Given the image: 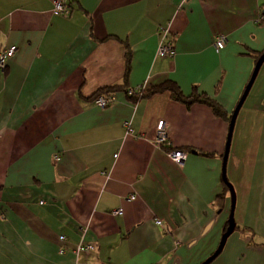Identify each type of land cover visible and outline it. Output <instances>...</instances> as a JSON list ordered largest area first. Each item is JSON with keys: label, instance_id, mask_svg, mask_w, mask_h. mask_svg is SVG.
<instances>
[{"label": "crops", "instance_id": "1", "mask_svg": "<svg viewBox=\"0 0 264 264\" xmlns=\"http://www.w3.org/2000/svg\"><path fill=\"white\" fill-rule=\"evenodd\" d=\"M164 39L172 58L157 56ZM8 47L0 264H201L231 213L234 231L210 264H264V62L223 162L231 115L264 52V0H72L62 16L50 0H0ZM167 81L227 119L169 92L127 96ZM103 90L115 101L102 109L93 97ZM160 121L165 148L154 145ZM173 150L186 154L181 165Z\"/></svg>", "mask_w": 264, "mask_h": 264}, {"label": "built area", "instance_id": "2", "mask_svg": "<svg viewBox=\"0 0 264 264\" xmlns=\"http://www.w3.org/2000/svg\"><path fill=\"white\" fill-rule=\"evenodd\" d=\"M52 4V14L54 16H62L67 13L68 6L70 1L72 0H50ZM261 20L263 17L260 18ZM226 43V37L224 35H219L215 38L213 46L216 50H221L224 48ZM16 52L15 47H8L5 49L0 50V69L4 70L7 66V63L9 59L14 55ZM157 56L160 58H172L175 56V51L173 48V45L169 40L164 39L161 41V43L158 45L157 48ZM141 90H145L144 88H138L135 90H130L127 92V95H132L134 93H139ZM115 101V98L113 94H106V95H99L94 100V105L99 108H107L109 105H111ZM125 127L127 129L128 133H131L132 130L130 129L129 123H125ZM156 136L154 139V145L158 148L168 147L170 146L169 143V137L166 129V125L163 121H160L156 125ZM169 156L177 164H182V162L186 158V154L183 151L173 150L169 152ZM129 200H134V197H130ZM42 204V202H40ZM115 214L122 213V210H117L114 212ZM156 225L161 226L160 221H156ZM60 241H65V238L63 236L59 237ZM79 249L81 247L79 246ZM86 251H92L94 247L92 245H87L86 247H83Z\"/></svg>", "mask_w": 264, "mask_h": 264}, {"label": "trees", "instance_id": "3", "mask_svg": "<svg viewBox=\"0 0 264 264\" xmlns=\"http://www.w3.org/2000/svg\"><path fill=\"white\" fill-rule=\"evenodd\" d=\"M111 90H103L98 92L94 97H93V103L96 97H98L99 95H106L109 94ZM128 92V91H127ZM161 92H169L171 97L173 98V100L180 102L182 104H184L187 107L192 106L193 104L199 103V104H204L206 106H208L209 108H211L213 114L221 119H227L226 115L224 113V111L221 109V107L219 105H217L214 101L210 100L207 97L204 96H190V97H185L181 90L179 89V87L172 81H167L164 82L163 84L153 88L151 91L146 92L145 90H141L139 93H134L132 95H127L130 98L133 99H140L144 96H146L147 94H154V93H161ZM165 148V147H163ZM222 198V197H221ZM219 198V200L221 199Z\"/></svg>", "mask_w": 264, "mask_h": 264}, {"label": "water", "instance_id": "4", "mask_svg": "<svg viewBox=\"0 0 264 264\" xmlns=\"http://www.w3.org/2000/svg\"><path fill=\"white\" fill-rule=\"evenodd\" d=\"M264 62V52L261 54V56L259 57L257 63H256V66H255V69L252 73V76L250 78V81L249 83L247 84L234 112L232 113L231 115V118H230V123H229V132H228V137H227V145H226V151H225V154H224V158H223V162L225 163L226 161V158H227V153H228V149H229V143H230V139H231V133H232V130H233V126H234V122H235V119H236V116L241 108V106L243 105L250 89H251V86L254 82V79L258 73V70L260 68V66L262 65V63ZM229 187V186H228ZM229 190H230V195H231V201H232V210H233V206H234V194H233V191L231 189V187H229ZM234 231V221H233V215L231 213L230 217H229V221H228V227L225 231V233L223 234V236L221 237L220 239V242H219V245L217 247V249L214 251V253L209 257L207 258L204 262H202L201 264H210L211 262H213L219 255L220 253L222 252L224 246H225V243H226V240L228 239V237L233 233Z\"/></svg>", "mask_w": 264, "mask_h": 264}]
</instances>
